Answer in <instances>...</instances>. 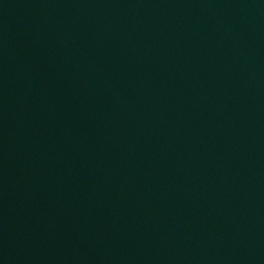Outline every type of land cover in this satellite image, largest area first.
<instances>
[{
  "label": "water",
  "instance_id": "95a60500",
  "mask_svg": "<svg viewBox=\"0 0 264 264\" xmlns=\"http://www.w3.org/2000/svg\"><path fill=\"white\" fill-rule=\"evenodd\" d=\"M0 264H174L111 0H0Z\"/></svg>",
  "mask_w": 264,
  "mask_h": 264
}]
</instances>
